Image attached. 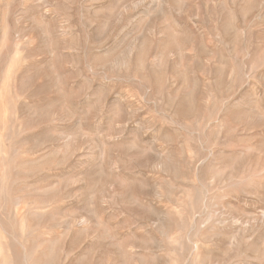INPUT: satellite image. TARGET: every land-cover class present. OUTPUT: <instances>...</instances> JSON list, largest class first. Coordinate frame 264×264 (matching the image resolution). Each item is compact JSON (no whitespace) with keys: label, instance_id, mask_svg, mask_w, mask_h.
<instances>
[{"label":"rangeland","instance_id":"1","mask_svg":"<svg viewBox=\"0 0 264 264\" xmlns=\"http://www.w3.org/2000/svg\"><path fill=\"white\" fill-rule=\"evenodd\" d=\"M263 108L264 0H0V264H264Z\"/></svg>","mask_w":264,"mask_h":264},{"label":"bare ground","instance_id":"2","mask_svg":"<svg viewBox=\"0 0 264 264\" xmlns=\"http://www.w3.org/2000/svg\"><path fill=\"white\" fill-rule=\"evenodd\" d=\"M256 63H257L258 65H259V64H260V65L262 64V57H261V56H257V57H256ZM239 69H240V68H239ZM244 74H245V73H244ZM245 77H246V76H245ZM241 97H242V96H241ZM245 98H246V97H245ZM253 101H254V100H253ZM238 102H239V100H238ZM235 103H236V102H235ZM244 107H245V106H244ZM263 109H264V108H263ZM262 111H263V110H262ZM256 149H257V148H256ZM259 149H260V148H259ZM259 151H260V150H259ZM259 151H258V152H259ZM240 153H241V152H240ZM254 155H255V154H254ZM250 164H252V163H250ZM255 165H256V164H255ZM240 171H241V170H240ZM250 171H251V170H250ZM238 175H239V174H238ZM240 176H241V175H240ZM256 176H257V175H256ZM237 183H238V182H237ZM248 185H249V183H248ZM251 185H252V184H251ZM249 187H250V186H249ZM243 192H244V191H243ZM243 194H244V193H243ZM248 195H249V194H248ZM248 195H247V196H248ZM249 196H250V195H249ZM3 200H4V199H3ZM13 201H14V199H13ZM258 201H259V200H258ZM261 202H263V201H261ZM18 203H19V202H18ZM18 203H16L15 206L18 205ZM261 204H262V203H261ZM260 211H261V210H260ZM260 211H259V212H260ZM263 211H264V210H263ZM260 213H261V212H260ZM262 213H263V212H262ZM263 215H264V213H263ZM262 217H263V216H262ZM84 220H85V219H84ZM262 221H263V220H262ZM78 225H79V224H78ZM2 231H3V230H2ZM69 237H70V236H69ZM71 238H72V237H71ZM5 248H6V247H5ZM9 250H10V249H9ZM194 251H195V250H194ZM5 257H6V256H5ZM24 258H25V257H24ZM29 259H30V258H29ZM23 260H24V259H23ZM27 261H28V260H27ZM8 263H10V262H8Z\"/></svg>","mask_w":264,"mask_h":264}]
</instances>
